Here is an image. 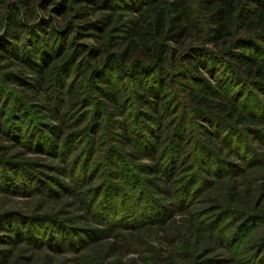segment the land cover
Here are the masks:
<instances>
[{"label": "rangeland", "instance_id": "rangeland-1", "mask_svg": "<svg viewBox=\"0 0 264 264\" xmlns=\"http://www.w3.org/2000/svg\"><path fill=\"white\" fill-rule=\"evenodd\" d=\"M223 3L233 23L214 38ZM177 8L183 38L145 35ZM254 10L264 0H0V264H264V82L222 55L246 37L264 66ZM134 40L151 55L117 65ZM161 53L160 83L144 81Z\"/></svg>", "mask_w": 264, "mask_h": 264}, {"label": "trees", "instance_id": "trees-1", "mask_svg": "<svg viewBox=\"0 0 264 264\" xmlns=\"http://www.w3.org/2000/svg\"><path fill=\"white\" fill-rule=\"evenodd\" d=\"M225 3H223V6ZM171 12H175V15L173 17H169L165 14V12L160 11L157 13L156 19L154 22L148 26V33L145 35H148L149 37H158L163 38L165 41H176L177 39L183 38L189 28L188 24L185 23L183 19L186 17V13L183 10H180L179 8L177 9H172L170 10ZM233 11L234 9L230 7L229 3H226L225 9H218L216 11L217 19L213 22L215 24L214 28V33L216 34L213 36L214 38H220L224 31L229 28V26H232L233 23ZM251 14H256L255 19H244V23L246 25L250 26L252 23L262 25L264 26V11L262 10H254L252 11ZM264 32V27L261 29ZM157 45V44H155ZM234 49L236 52H228V50H223L222 55H226V58L228 59L229 63H234L235 66L238 67L236 69V73L238 75H241L244 77V79H254L255 82L257 83H262L264 82V66L260 62L254 61L252 58L249 57L248 54H246V51L249 50H256L257 47L251 44L250 40L246 37L243 38H238L233 42ZM136 50V53L138 56L142 55L148 57L151 55L152 49L146 46V41L145 40H134L133 42L128 43L125 48L120 52L119 54V59L118 57L114 61L117 63V65H121V60L120 58H124V56L127 54L128 51L130 50ZM158 55V54H157ZM164 54L161 53L158 56H153L150 57V63L154 66L152 72L148 69H140L141 73L143 74L144 81L145 79H148V81H152L153 84L158 82L160 83V76L158 71L163 74V69L166 66V58L163 56ZM198 60L194 57L193 58L189 57L186 59L184 62V66L182 69L185 70L187 73H191L192 77H198L197 74V69L200 68ZM113 64V63H112ZM204 66L201 65V68ZM150 69V68H149ZM156 74L154 75L153 74ZM241 72V73H240ZM183 73H179V76L181 79L184 81V77H182ZM163 76V75H162ZM97 82L98 80L102 79V75L96 74L93 77ZM136 78L133 77V80ZM179 83H181V80H178ZM163 84V82H162ZM161 84V85H162ZM184 85V84H183ZM185 89L188 87L184 86ZM100 92H102L106 96H111V91H109V86L104 85L103 88H98ZM141 99L146 102L147 104H150L151 106H156L157 105V92L156 89L152 88V85L148 86H140L139 91L137 92ZM189 100L193 103V107L195 106L198 111H203V112H210L211 111V105L209 102L202 96L189 93L188 94ZM219 111H235L234 108L230 105L226 106H218ZM145 113V112H144ZM150 115L151 118H153V114H148ZM200 125V124H198Z\"/></svg>", "mask_w": 264, "mask_h": 264}]
</instances>
